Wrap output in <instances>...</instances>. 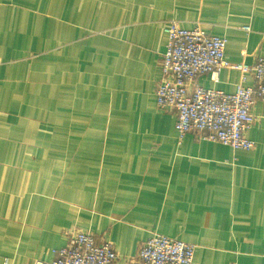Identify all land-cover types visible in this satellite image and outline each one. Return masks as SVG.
Here are the masks:
<instances>
[{
	"label": "crops",
	"instance_id": "crops-1",
	"mask_svg": "<svg viewBox=\"0 0 264 264\" xmlns=\"http://www.w3.org/2000/svg\"><path fill=\"white\" fill-rule=\"evenodd\" d=\"M169 22L225 39L229 63L264 57V0H0V264L50 262L70 230L115 264L152 235L193 264H264V104L251 151L178 138L155 98Z\"/></svg>",
	"mask_w": 264,
	"mask_h": 264
},
{
	"label": "built area",
	"instance_id": "built-area-1",
	"mask_svg": "<svg viewBox=\"0 0 264 264\" xmlns=\"http://www.w3.org/2000/svg\"><path fill=\"white\" fill-rule=\"evenodd\" d=\"M165 33L155 98L159 110L174 112L178 138L192 134L233 150H253L255 144L246 133L255 122L256 102L264 104V57L256 58L252 65L232 64L224 59L227 42L223 38L200 28L182 29L176 22H169ZM223 69L239 73L233 93L207 90L197 84V79L205 75L216 82ZM248 77L253 86L245 85ZM65 236V246L53 252L52 261L31 264H115L118 260L106 240L97 242L92 234L78 230H70ZM193 259L194 246L152 235L139 246L132 264H193Z\"/></svg>",
	"mask_w": 264,
	"mask_h": 264
}]
</instances>
